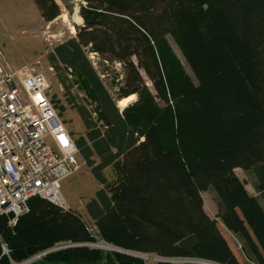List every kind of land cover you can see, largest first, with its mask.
<instances>
[{
	"label": "trees",
	"instance_id": "trees-1",
	"mask_svg": "<svg viewBox=\"0 0 264 264\" xmlns=\"http://www.w3.org/2000/svg\"><path fill=\"white\" fill-rule=\"evenodd\" d=\"M86 1L81 9L85 26H76L82 40L60 43L49 59L57 69L60 64L71 68L93 99L96 116L89 112L88 132L75 142L104 185L86 203L102 237L159 256L154 264H192L173 258L241 264L221 222L240 237L249 260L264 264V0ZM66 7L71 13L73 6ZM89 43L91 50L111 53L127 65L125 85L138 99L123 110L87 55L83 44ZM133 56L154 81L163 104L143 81ZM94 152L99 163L92 159ZM163 160L171 165L170 192L200 193L215 186L216 218L200 210L187 230L174 229L178 221L165 217L162 193L156 195L165 180ZM110 165L118 183L103 175ZM237 167L254 173L260 198L249 193ZM164 200L165 205L175 202ZM81 218L40 197L31 199L30 211L15 226L0 215V264L23 262L62 241H92ZM51 263L149 264L138 255L89 246L54 251L30 264Z\"/></svg>",
	"mask_w": 264,
	"mask_h": 264
},
{
	"label": "rangeland",
	"instance_id": "rangeland-1",
	"mask_svg": "<svg viewBox=\"0 0 264 264\" xmlns=\"http://www.w3.org/2000/svg\"><path fill=\"white\" fill-rule=\"evenodd\" d=\"M68 4L73 6L71 13L66 7ZM86 5V0H0V47L4 51L5 57L16 67L30 64L46 74L51 83L50 92L53 101L74 140L87 133L86 122L91 119L89 112L91 111L93 116H96L93 99L89 94V88L79 76L64 64H60L57 69L51 63L49 55L60 43L71 38L81 39L80 31L77 30L76 26H85L81 9ZM102 29L106 28L102 27ZM106 31L110 33L107 29ZM166 36L184 69L197 83L196 76L175 39L169 34ZM112 37L116 39L114 33ZM91 45V43L83 44V47L106 88L117 101L118 107L123 110L138 99V94L133 93L132 88L125 85L124 80L129 74V69H127V65L123 60L111 53L91 50ZM132 59L138 66L143 81L150 88L156 100L163 104L164 101L159 97L154 81L150 79L145 69L140 67L139 58L133 56ZM127 96L129 98H124ZM98 126H103V123L99 121ZM143 140L144 138L141 139V141ZM79 158L81 168L62 180L61 194L72 210L76 209L74 211L85 214V219H90L84 208H78L81 207V199L88 201L96 188H100V183L93 176L89 165L80 153ZM161 167L165 180L162 187L157 189L156 195L162 193V196L159 195V199H163V206H167L165 217H168L172 223L178 221L179 224L174 225V229L186 228L187 230L192 225L191 222L196 219V213L200 210H203L210 217L216 218L218 207L215 186L200 193L183 192L179 194L174 190L170 192L167 185H170L168 182L170 181L169 170L171 165L168 161L163 160ZM235 173L241 178L249 193L259 197L253 186L254 173L242 167H237ZM107 176L111 178L109 173ZM116 177L113 184L118 183V174ZM166 197L172 198L175 202L165 205L167 200L164 199ZM198 206H201V208L198 209ZM88 219L86 220L88 225L95 226V234L100 237L96 240L103 239L104 244L111 245L110 248L104 250L122 252L135 257L140 255L149 264H154L159 260L160 257L157 255L138 253L105 241L101 235L100 225L92 219ZM81 220L86 226V221L82 218ZM219 223L222 225V231L230 246L241 260V264H256L247 257L240 237L229 231L221 222ZM172 261L190 262L192 264H218L204 258H173Z\"/></svg>",
	"mask_w": 264,
	"mask_h": 264
},
{
	"label": "built area",
	"instance_id": "built-area-1",
	"mask_svg": "<svg viewBox=\"0 0 264 264\" xmlns=\"http://www.w3.org/2000/svg\"><path fill=\"white\" fill-rule=\"evenodd\" d=\"M50 91L51 83L45 73L30 64L12 65L0 47V215L8 216L10 226L30 211L34 197L69 210L61 194L62 180L81 168L80 150ZM86 227L92 241H62L12 264H30L70 247H111L103 239L96 240L100 237L95 234V226L86 221ZM2 248L9 254L5 243Z\"/></svg>",
	"mask_w": 264,
	"mask_h": 264
},
{
	"label": "crops",
	"instance_id": "crops-1",
	"mask_svg": "<svg viewBox=\"0 0 264 264\" xmlns=\"http://www.w3.org/2000/svg\"><path fill=\"white\" fill-rule=\"evenodd\" d=\"M88 132V131H87ZM87 134V133H86ZM86 134L85 135H82V136H86ZM141 142V141H140ZM88 143L91 145V141H88ZM116 151V150H115ZM80 153V152H79ZM81 154V153H80ZM85 159V158H84ZM92 159H95L96 160V162L97 163H99V161H100V158H99V155L96 153V152H94L93 153V155H92ZM79 160H80V158H79ZM85 162H86V160H85ZM87 163V162H86ZM89 169H90V171H91V167L89 166ZM92 172V171H91ZM109 173V175L111 176V178H109L108 176H107V174ZM93 174V173H92ZM117 171H116V169H115V167H114V165H110V166H108V167H106L104 170H103V175L109 180V181H112V180H114V179H116L117 177ZM94 176V175H93ZM95 177V176H94ZM97 180V179H96ZM98 181V180H97ZM99 182V181H98ZM100 183V182H99ZM104 187V185L103 184H101L100 183V188H96V190L94 191V193L91 195V198H93L94 196H95V193H96V191H98V190H100L101 188H103ZM91 198H89L88 200H90ZM86 203H87V201H85L84 199H81V201H80V205H81V207H79L78 209H81V208H84L85 210H86ZM68 208L69 209H71L72 210V208L71 207H69L68 206ZM74 210H76V209H74ZM83 218H85L84 216H85V214L84 213H79ZM86 214H87V216L90 218V219H92L90 216H89V214H88V212H87V210H86ZM86 219H88V218H86ZM90 219H88V220H90ZM92 220H95V219H92ZM97 222V221H96Z\"/></svg>",
	"mask_w": 264,
	"mask_h": 264
},
{
	"label": "water",
	"instance_id": "water-1",
	"mask_svg": "<svg viewBox=\"0 0 264 264\" xmlns=\"http://www.w3.org/2000/svg\"><path fill=\"white\" fill-rule=\"evenodd\" d=\"M139 257H141L140 255H138Z\"/></svg>",
	"mask_w": 264,
	"mask_h": 264
},
{
	"label": "bare ground",
	"instance_id": "bare-ground-1",
	"mask_svg": "<svg viewBox=\"0 0 264 264\" xmlns=\"http://www.w3.org/2000/svg\"><path fill=\"white\" fill-rule=\"evenodd\" d=\"M79 22V21H78Z\"/></svg>",
	"mask_w": 264,
	"mask_h": 264
}]
</instances>
